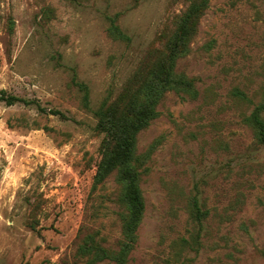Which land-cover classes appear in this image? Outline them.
Wrapping results in <instances>:
<instances>
[{
    "label": "rangeland",
    "instance_id": "rangeland-1",
    "mask_svg": "<svg viewBox=\"0 0 264 264\" xmlns=\"http://www.w3.org/2000/svg\"><path fill=\"white\" fill-rule=\"evenodd\" d=\"M190 3L0 0V96L31 102H0V264H90L78 255L89 235L118 249L115 175L94 185L95 111ZM117 15L130 42L108 34ZM190 46L176 72L196 79L199 96L168 93L138 137L146 212L129 264H264V147L244 122L264 98V0H211Z\"/></svg>",
    "mask_w": 264,
    "mask_h": 264
},
{
    "label": "trees",
    "instance_id": "trees-1",
    "mask_svg": "<svg viewBox=\"0 0 264 264\" xmlns=\"http://www.w3.org/2000/svg\"><path fill=\"white\" fill-rule=\"evenodd\" d=\"M211 0H191L187 10L177 16L174 29L165 34L162 49L148 56L130 78L119 97L114 101L106 99L95 111L98 120L97 130L104 135L101 145L100 162L94 177V185L103 184L115 175L119 187L123 238L117 250L103 247L93 235L85 237L78 249V255L88 258L90 264L111 261L115 264H129L131 253L139 241V229L146 212V203L141 188L142 160L137 154L139 134L147 129L159 116L160 104L171 92L197 99L199 92L196 79L176 72L179 59L191 53V42L198 34L199 24L205 11L210 8ZM117 15L110 18L109 36L116 41L130 42L131 38L119 26ZM85 92L84 105H90V91L86 84H80ZM234 96L244 103L252 104L247 94L236 89ZM0 102L8 106L17 103L31 104L16 96H0ZM58 113V112H55ZM264 98L255 105L244 122L253 129L256 141L264 147ZM193 216L197 221L207 216L199 201L193 200Z\"/></svg>",
    "mask_w": 264,
    "mask_h": 264
}]
</instances>
